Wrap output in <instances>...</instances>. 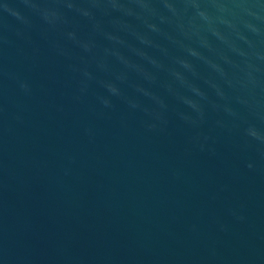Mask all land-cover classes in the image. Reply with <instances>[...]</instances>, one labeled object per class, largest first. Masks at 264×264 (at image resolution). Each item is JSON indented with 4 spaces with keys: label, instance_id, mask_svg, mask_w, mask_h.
Masks as SVG:
<instances>
[{
    "label": "water",
    "instance_id": "95a60500",
    "mask_svg": "<svg viewBox=\"0 0 264 264\" xmlns=\"http://www.w3.org/2000/svg\"><path fill=\"white\" fill-rule=\"evenodd\" d=\"M0 264H264V0H0Z\"/></svg>",
    "mask_w": 264,
    "mask_h": 264
}]
</instances>
